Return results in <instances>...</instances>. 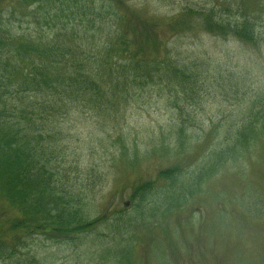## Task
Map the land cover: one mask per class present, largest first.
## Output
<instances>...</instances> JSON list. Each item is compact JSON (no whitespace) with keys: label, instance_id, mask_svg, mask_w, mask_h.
I'll list each match as a JSON object with an SVG mask.
<instances>
[{"label":"rangeland","instance_id":"obj_1","mask_svg":"<svg viewBox=\"0 0 264 264\" xmlns=\"http://www.w3.org/2000/svg\"><path fill=\"white\" fill-rule=\"evenodd\" d=\"M73 1L52 0L53 10L71 11L75 3L92 10L91 17L36 23L37 0H0V32L45 40L64 25L69 35L98 43L129 28L133 14L147 22V57L155 63H148V83L115 112L107 106L109 115L100 116L69 106L59 122L50 118L66 137L56 168L59 188L78 211L79 231L46 238L14 227L3 237L2 228L0 264H264V146L239 150L237 164L197 179L212 142L240 122L245 107L237 102L263 93L264 46L258 51L224 37L202 27L196 12L181 11L203 8L231 22L247 15L264 30V0ZM120 63L130 68L132 61ZM176 65L196 83L163 74ZM182 122L189 145L181 149L171 137ZM171 170L174 177H164ZM170 188L173 205L163 200Z\"/></svg>","mask_w":264,"mask_h":264},{"label":"trees","instance_id":"obj_2","mask_svg":"<svg viewBox=\"0 0 264 264\" xmlns=\"http://www.w3.org/2000/svg\"><path fill=\"white\" fill-rule=\"evenodd\" d=\"M40 2L37 0L39 5L32 10L36 23L43 19L47 24L48 16L66 17L71 21L70 16L92 15V10L75 3L71 11L63 12V8L53 10L52 0H44V5ZM181 11L184 16H193L196 12L202 27L224 37L235 38L258 51L264 46V30H257L259 24L247 15L231 22L203 8L184 7ZM128 16L129 28L108 32L98 43L84 36L77 39L69 35L64 25L63 31L58 29L45 40L27 33L14 37L6 34L10 30L0 32V212L7 210L0 214L3 237H9L14 227H22L23 232L35 231L46 238L79 231L78 211L59 188L56 168L57 157L61 155L59 147L66 137L57 129L54 119L51 124L50 118L57 117L56 123L59 122L69 106L73 110L109 115V108L115 112L119 102H132L133 91L148 83V63H155V59L147 57L151 48L147 22L133 14ZM100 27L105 29L106 25L100 24ZM124 57L132 61L130 68L120 63ZM177 65L172 67L173 73L166 68L163 74L169 78L175 75L179 80L190 78L194 85L195 75L185 74ZM195 67L190 69L194 74ZM239 83H234L238 89L243 85ZM260 93L251 94L246 102H237L246 108L240 109L236 119L241 123L234 128L229 124L217 141L212 142L198 180L215 175L227 165L237 164L239 150L251 152L264 146V89ZM175 103L178 102H174V110L183 115V107ZM171 138L177 148L189 145L183 122ZM174 172L168 171L164 177L172 179ZM173 193L170 188L163 200H169L172 205L176 203Z\"/></svg>","mask_w":264,"mask_h":264}]
</instances>
